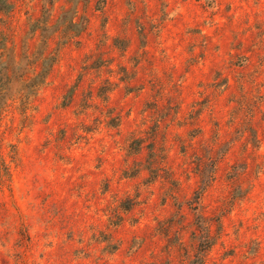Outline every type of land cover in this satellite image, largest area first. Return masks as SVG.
<instances>
[{
  "label": "rangeland",
  "instance_id": "374dc122",
  "mask_svg": "<svg viewBox=\"0 0 264 264\" xmlns=\"http://www.w3.org/2000/svg\"><path fill=\"white\" fill-rule=\"evenodd\" d=\"M45 7L0 0V264H264V0Z\"/></svg>",
  "mask_w": 264,
  "mask_h": 264
},
{
  "label": "trees",
  "instance_id": "16d2710c",
  "mask_svg": "<svg viewBox=\"0 0 264 264\" xmlns=\"http://www.w3.org/2000/svg\"><path fill=\"white\" fill-rule=\"evenodd\" d=\"M55 0H44V3H46V7L43 10V14L41 18H39L34 24H31V33H36L37 31H41L42 37H45L47 34L48 36L45 37L43 41V47L44 50H46L47 47V40L51 37L52 32H51V27L49 26V20H50V13L51 9H48L47 6L48 4L53 5ZM64 20L60 21V24H63ZM83 27V26H82ZM70 29H76V32H81L82 28L78 29V24H76L73 21L68 22V27ZM45 52L43 53L40 51V54L38 56L39 59H43V63L41 64V72H39L33 79L31 80H26L25 79V72L21 74L20 77V90H22V95L24 97H31L36 94V92H31V90L36 89L39 85L43 84L49 71L51 68V63H50V58H45L44 57ZM19 62L12 61L10 63L7 62H0V70L5 67V72L6 74L0 75V111L3 109V107L6 105V101L10 99L8 88H10L11 85L10 82L13 79V74L10 73V69H14L15 65H18ZM27 74L30 73V71H26ZM31 92V93H30Z\"/></svg>",
  "mask_w": 264,
  "mask_h": 264
}]
</instances>
